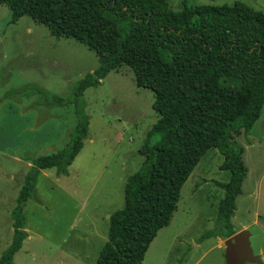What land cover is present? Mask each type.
<instances>
[{
  "label": "rangeland",
  "instance_id": "374dc122",
  "mask_svg": "<svg viewBox=\"0 0 264 264\" xmlns=\"http://www.w3.org/2000/svg\"><path fill=\"white\" fill-rule=\"evenodd\" d=\"M167 1L173 10L183 7V0ZM235 1L264 12V0H185L188 6ZM10 19V9L0 4V256L12 239L11 210L23 175L33 159L66 146L81 112L88 136L67 175L54 167L40 172L23 211L28 236L12 264H95L109 216L124 206L126 179L143 162L138 150L157 120L154 93L137 87L124 65L75 99L77 82L98 66L96 53L73 38L50 35L28 15ZM233 140L246 174L231 223L235 232H250L251 249L264 261V105L251 129ZM223 160L217 148L201 156L142 264H225L226 238L212 234L224 195L218 183L230 177L220 169Z\"/></svg>",
  "mask_w": 264,
  "mask_h": 264
},
{
  "label": "trees",
  "instance_id": "16d2710c",
  "mask_svg": "<svg viewBox=\"0 0 264 264\" xmlns=\"http://www.w3.org/2000/svg\"><path fill=\"white\" fill-rule=\"evenodd\" d=\"M12 23L28 15L50 35L73 38L98 56V66L75 85L74 97L111 71L128 66L137 87L154 93L157 120L138 152L140 168L129 175L124 206L109 216L107 240L95 264H142L157 232L170 223L184 182L210 148L224 156L212 234L235 233L231 217L246 171L233 136L248 132L264 105V12L241 1L198 4L173 10L167 0H0ZM78 121L66 146L33 159L11 210L13 235L0 256L12 264L28 236L24 207L42 170L68 167L88 136V118Z\"/></svg>",
  "mask_w": 264,
  "mask_h": 264
},
{
  "label": "water",
  "instance_id": "95a60500",
  "mask_svg": "<svg viewBox=\"0 0 264 264\" xmlns=\"http://www.w3.org/2000/svg\"><path fill=\"white\" fill-rule=\"evenodd\" d=\"M250 232L247 229L235 232L224 241L225 264H264V261L255 255L250 246Z\"/></svg>",
  "mask_w": 264,
  "mask_h": 264
}]
</instances>
